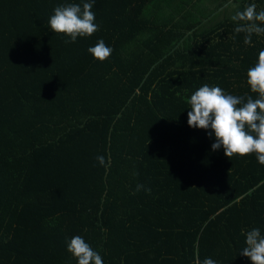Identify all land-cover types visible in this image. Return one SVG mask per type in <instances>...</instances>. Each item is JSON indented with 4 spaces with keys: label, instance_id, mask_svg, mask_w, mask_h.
I'll use <instances>...</instances> for the list:
<instances>
[{
    "label": "trees",
    "instance_id": "trees-1",
    "mask_svg": "<svg viewBox=\"0 0 264 264\" xmlns=\"http://www.w3.org/2000/svg\"><path fill=\"white\" fill-rule=\"evenodd\" d=\"M84 2L0 0V264H77L76 235L104 264H252L264 165L214 151L187 101L205 84L257 98L264 35L245 44L231 17L264 0H94L98 31L66 43L48 21Z\"/></svg>",
    "mask_w": 264,
    "mask_h": 264
},
{
    "label": "clouds",
    "instance_id": "clouds-1",
    "mask_svg": "<svg viewBox=\"0 0 264 264\" xmlns=\"http://www.w3.org/2000/svg\"><path fill=\"white\" fill-rule=\"evenodd\" d=\"M92 2L80 4L69 3L54 9V14L48 23L51 30L63 34L69 39L66 43H75L78 37H91L99 29L92 11ZM231 0H229V5ZM231 19L237 22L234 32L245 33L244 43L250 44L252 35H264V11L257 12L256 5L251 4L243 11H237ZM260 22V23H257ZM88 52L100 62L108 60L113 49L101 39ZM247 84L251 95L235 96L226 94L219 87L205 84L191 94L187 103L188 125L193 128L208 130L209 136L214 133L215 143L212 149L221 147L230 160L233 156H248L255 154L260 165H264V50L258 55L255 66L247 71ZM101 166H105V158L97 156ZM144 188L137 185V191ZM150 192L151 189H145ZM246 246L242 255L249 258L252 264H264V235L259 228H253L245 234ZM67 250L77 259V264H104L101 255L79 235L73 236L67 243ZM197 264H200L197 261ZM202 264H216L211 258H205Z\"/></svg>",
    "mask_w": 264,
    "mask_h": 264
},
{
    "label": "built area",
    "instance_id": "built-area-1",
    "mask_svg": "<svg viewBox=\"0 0 264 264\" xmlns=\"http://www.w3.org/2000/svg\"><path fill=\"white\" fill-rule=\"evenodd\" d=\"M252 263V262H251Z\"/></svg>",
    "mask_w": 264,
    "mask_h": 264
}]
</instances>
